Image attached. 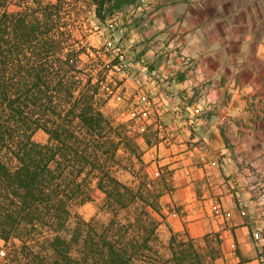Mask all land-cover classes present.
<instances>
[{"label":"trees","instance_id":"obj_1","mask_svg":"<svg viewBox=\"0 0 264 264\" xmlns=\"http://www.w3.org/2000/svg\"><path fill=\"white\" fill-rule=\"evenodd\" d=\"M84 2L105 24L129 0H0V241H17L28 264H216L217 232L198 238L184 226L161 252L173 170L151 179L140 143L158 140L161 124L138 132L103 114L120 62L106 53L97 63L79 36ZM86 203L107 222L73 212Z\"/></svg>","mask_w":264,"mask_h":264},{"label":"crops","instance_id":"obj_2","mask_svg":"<svg viewBox=\"0 0 264 264\" xmlns=\"http://www.w3.org/2000/svg\"><path fill=\"white\" fill-rule=\"evenodd\" d=\"M114 22L153 75L147 85L172 101L161 122L180 179L174 202L197 199L206 232L222 240L216 264H259L261 227L245 211L264 187V0H129Z\"/></svg>","mask_w":264,"mask_h":264},{"label":"rangeland","instance_id":"obj_3","mask_svg":"<svg viewBox=\"0 0 264 264\" xmlns=\"http://www.w3.org/2000/svg\"><path fill=\"white\" fill-rule=\"evenodd\" d=\"M83 5L84 9L77 19L79 36L87 45L96 50L97 63H99V59L107 58L106 53L111 58L116 57L120 62L116 68L112 69L109 80L114 87L118 84L120 86L119 88L116 87L111 98L102 108V112L113 124H126L138 132L145 131L148 125L159 121L161 126L157 125L159 127L158 140L152 137L150 146H146L142 141L140 143L143 149V161L150 178L156 179L159 172L158 167H164L163 172L167 179L165 170L167 165H170L171 168L176 167V169L177 166L175 165L176 161L171 158L165 159L167 154L164 146L169 143L171 138L165 136L167 126L162 124L161 117L163 113L170 114L172 112V101H168L170 98L168 95L166 100H164V96H160L157 85H147L146 81L151 80L153 75L144 69V63L140 62L138 50L132 54L128 51L125 44L128 41L129 33L123 29L124 26L121 25V22H114L116 15L113 20L101 24L94 16L93 7L87 2H84ZM168 92L170 93V91ZM178 110L182 112L181 109L178 108ZM154 131V128L150 129V133L153 134ZM34 140L38 143H44L46 136L39 132L35 134ZM116 177L124 184L129 186L133 184V178L127 171H118ZM175 177H177L176 174ZM205 177L200 176L196 179L195 196L197 198L202 195L205 188L203 183ZM178 181L180 179L175 178L173 186ZM256 194L258 198L250 209L252 212L248 211L249 208L245 211V218L248 221H253V225L261 227L255 240L252 239L254 244L260 243V240L264 241V187L258 186ZM172 195L173 193H167L162 198L166 226L161 225L158 229L160 250L166 256L169 255L167 246L171 233H182L184 226L198 238L207 233L204 220L194 211L195 207H199L197 199L187 205H180L174 202ZM73 212L84 221L94 220L104 224L108 220L107 214L100 212L95 203H86L74 207ZM251 216H254L253 219ZM19 245L17 241L7 243L0 241V264H28L26 257L19 249Z\"/></svg>","mask_w":264,"mask_h":264},{"label":"built area","instance_id":"obj_4","mask_svg":"<svg viewBox=\"0 0 264 264\" xmlns=\"http://www.w3.org/2000/svg\"><path fill=\"white\" fill-rule=\"evenodd\" d=\"M146 3V0H139V4L143 5ZM256 247L259 249V253L257 256V261L259 264H264V241L262 243H256Z\"/></svg>","mask_w":264,"mask_h":264}]
</instances>
